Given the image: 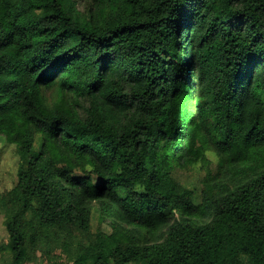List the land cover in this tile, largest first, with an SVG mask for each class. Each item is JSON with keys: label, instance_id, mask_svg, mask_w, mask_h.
<instances>
[{"label": "trees", "instance_id": "1", "mask_svg": "<svg viewBox=\"0 0 264 264\" xmlns=\"http://www.w3.org/2000/svg\"><path fill=\"white\" fill-rule=\"evenodd\" d=\"M0 137L9 264H264V0H0Z\"/></svg>", "mask_w": 264, "mask_h": 264}, {"label": "rangeland", "instance_id": "2", "mask_svg": "<svg viewBox=\"0 0 264 264\" xmlns=\"http://www.w3.org/2000/svg\"><path fill=\"white\" fill-rule=\"evenodd\" d=\"M208 158L210 162L202 160L192 167H186L185 169L178 168L174 172V177L179 184L184 188L194 190L197 198L200 197L208 171H214L217 167L215 157L208 153ZM19 161L20 157L16 146L7 144L3 137H0V194H6L15 185ZM5 218V210L4 208H0V264H9L11 261L10 253L5 248L8 243ZM93 225L94 231L102 229L103 231L110 232L109 227L101 225L97 218L93 219Z\"/></svg>", "mask_w": 264, "mask_h": 264}]
</instances>
